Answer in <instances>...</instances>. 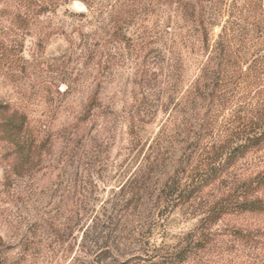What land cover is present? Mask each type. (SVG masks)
Returning a JSON list of instances; mask_svg holds the SVG:
<instances>
[{"label": "rangeland", "instance_id": "obj_1", "mask_svg": "<svg viewBox=\"0 0 264 264\" xmlns=\"http://www.w3.org/2000/svg\"><path fill=\"white\" fill-rule=\"evenodd\" d=\"M213 2L0 0V264H264V204H237L264 202V144L189 202L103 222V203L114 212L133 174L178 179L197 157L147 160L198 74L204 26L214 38L223 28ZM180 58L183 83L170 66ZM19 111L30 123L22 142ZM20 143L32 144L22 173ZM199 240L206 247L182 258Z\"/></svg>", "mask_w": 264, "mask_h": 264}, {"label": "trees", "instance_id": "obj_2", "mask_svg": "<svg viewBox=\"0 0 264 264\" xmlns=\"http://www.w3.org/2000/svg\"><path fill=\"white\" fill-rule=\"evenodd\" d=\"M223 2L214 0L208 11L212 24L217 20L222 23L226 17L223 28L214 38L213 28L204 26L203 44L198 47L201 58L197 61L198 74L171 111H167L166 121L149 146L147 160L150 156L197 157L190 158L185 177L178 179L167 176L155 180L145 175L143 168L141 173L133 174L119 189L118 200L112 205L114 212L108 214L106 202L102 205L103 222H108V227L116 224L115 221L121 222L122 215L133 207L149 204L171 207L176 201L178 204L191 201L222 181L242 156L263 146L264 0H232L226 8ZM170 66L178 69L179 81L181 78L183 83L184 59ZM29 128L28 115L19 111V142L22 135L29 133ZM180 145H183L181 153ZM31 148L32 144H19V157L23 158L19 173L28 171L25 165L31 163ZM152 164L158 165V160ZM256 177H259L256 186H264V173ZM184 179L189 180L188 185ZM237 204L242 209L256 210L264 202L244 196V202L238 200ZM225 205L229 204L222 202V207ZM205 247L199 240L181 250V257Z\"/></svg>", "mask_w": 264, "mask_h": 264}]
</instances>
